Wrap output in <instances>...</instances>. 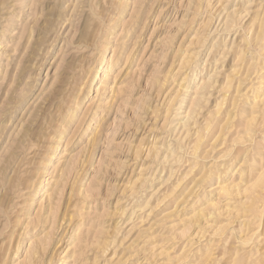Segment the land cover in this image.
Returning a JSON list of instances; mask_svg holds the SVG:
<instances>
[{
    "label": "rangeland",
    "instance_id": "obj_1",
    "mask_svg": "<svg viewBox=\"0 0 264 264\" xmlns=\"http://www.w3.org/2000/svg\"><path fill=\"white\" fill-rule=\"evenodd\" d=\"M0 264H264V0H0Z\"/></svg>",
    "mask_w": 264,
    "mask_h": 264
},
{
    "label": "bare ground",
    "instance_id": "obj_2",
    "mask_svg": "<svg viewBox=\"0 0 264 264\" xmlns=\"http://www.w3.org/2000/svg\"><path fill=\"white\" fill-rule=\"evenodd\" d=\"M260 177H262V176H260Z\"/></svg>",
    "mask_w": 264,
    "mask_h": 264
}]
</instances>
